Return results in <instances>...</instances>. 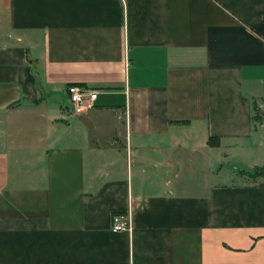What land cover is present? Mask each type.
<instances>
[{
  "label": "crops",
  "instance_id": "0c3cea01",
  "mask_svg": "<svg viewBox=\"0 0 264 264\" xmlns=\"http://www.w3.org/2000/svg\"><path fill=\"white\" fill-rule=\"evenodd\" d=\"M262 115L264 0H0V264H264Z\"/></svg>",
  "mask_w": 264,
  "mask_h": 264
},
{
  "label": "built area",
  "instance_id": "2783aa9c",
  "mask_svg": "<svg viewBox=\"0 0 264 264\" xmlns=\"http://www.w3.org/2000/svg\"><path fill=\"white\" fill-rule=\"evenodd\" d=\"M66 93L73 115L80 116L94 108L97 91L88 89L82 85L70 84L66 87ZM261 124L264 125V115L261 116ZM130 229V214H112L110 221L111 232L117 233L121 231H129Z\"/></svg>",
  "mask_w": 264,
  "mask_h": 264
},
{
  "label": "trees",
  "instance_id": "16d2710c",
  "mask_svg": "<svg viewBox=\"0 0 264 264\" xmlns=\"http://www.w3.org/2000/svg\"><path fill=\"white\" fill-rule=\"evenodd\" d=\"M256 118H260L258 110H255ZM207 144L210 147H217L219 146V141L217 138H208ZM249 178L252 179H264V165L258 168H255L252 173L247 174Z\"/></svg>",
  "mask_w": 264,
  "mask_h": 264
},
{
  "label": "rangeland",
  "instance_id": "374dc122",
  "mask_svg": "<svg viewBox=\"0 0 264 264\" xmlns=\"http://www.w3.org/2000/svg\"><path fill=\"white\" fill-rule=\"evenodd\" d=\"M225 172H227L226 171V166L224 167V169H222V176H225ZM189 177V176H188ZM246 179V178H245ZM244 181V180H243ZM257 181V179H252V178H249V179H246V181L245 182H247V183H249V184H251V183H255ZM213 182H217V180H213Z\"/></svg>",
  "mask_w": 264,
  "mask_h": 264
}]
</instances>
